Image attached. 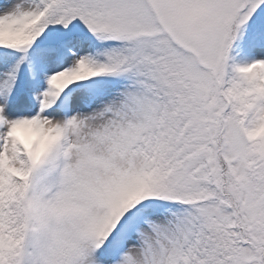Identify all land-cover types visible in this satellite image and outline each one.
<instances>
[{
    "label": "snow or ice",
    "instance_id": "snow-or-ice-1",
    "mask_svg": "<svg viewBox=\"0 0 264 264\" xmlns=\"http://www.w3.org/2000/svg\"><path fill=\"white\" fill-rule=\"evenodd\" d=\"M0 264H264V0H0Z\"/></svg>",
    "mask_w": 264,
    "mask_h": 264
}]
</instances>
